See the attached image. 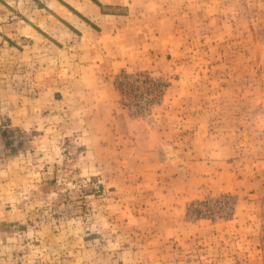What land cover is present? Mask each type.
<instances>
[{
  "label": "rangeland",
  "instance_id": "rangeland-1",
  "mask_svg": "<svg viewBox=\"0 0 264 264\" xmlns=\"http://www.w3.org/2000/svg\"><path fill=\"white\" fill-rule=\"evenodd\" d=\"M0 264H264V0L0 39Z\"/></svg>",
  "mask_w": 264,
  "mask_h": 264
},
{
  "label": "crops",
  "instance_id": "crops-1",
  "mask_svg": "<svg viewBox=\"0 0 264 264\" xmlns=\"http://www.w3.org/2000/svg\"><path fill=\"white\" fill-rule=\"evenodd\" d=\"M148 0H0V39L27 48L34 42L66 44L114 32L132 23ZM24 45H20V43ZM12 45V44H11Z\"/></svg>",
  "mask_w": 264,
  "mask_h": 264
}]
</instances>
